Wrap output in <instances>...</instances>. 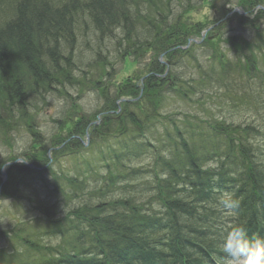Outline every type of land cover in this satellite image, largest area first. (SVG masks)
<instances>
[{
    "label": "trees",
    "instance_id": "16d2710c",
    "mask_svg": "<svg viewBox=\"0 0 264 264\" xmlns=\"http://www.w3.org/2000/svg\"><path fill=\"white\" fill-rule=\"evenodd\" d=\"M217 1L226 17V7L234 0ZM236 1L248 14H236L241 26L251 17L264 20V11L258 9L264 0ZM192 7L194 0H1L0 140L7 142L12 132L25 127L39 144L42 137L34 129L38 106L49 94L72 101L68 87L80 86L81 94L89 90L100 95L102 106L92 119L117 111L121 98L139 99L121 104L118 115H103L102 123L90 130L89 148L79 138L85 136L92 119L79 117L81 109L71 103L62 120L64 134L58 139L57 146L63 145V150L54 153L55 160L102 147L98 155L84 161L89 168L64 180L66 194L80 204L55 218L50 200L39 202L38 210L51 223L49 231L43 226L40 230L49 237H60L58 242L42 245L29 239L32 235L25 229L23 234L16 229L11 240L14 248L0 250V264H226L222 244L232 229L243 228L249 239L264 240V149L259 143L263 132L256 117L246 113L260 106L253 97L261 94L251 93L249 85L254 82L256 88H264V54L260 55L261 50L259 55L253 50L244 54L246 50L239 45L237 59L230 61L221 52L219 72L212 69L215 80L206 71L189 82L172 70L166 78H159L167 70L161 55L176 67L182 58L198 61L195 48L210 51V59L223 51L208 37L201 45L182 50L206 28L183 15ZM85 30L99 36L98 41L104 36L116 39L114 48L122 61L141 66L138 77L116 86L113 97L107 82L113 77L108 64L96 61L84 73L74 62L79 36ZM258 34H263L259 28ZM259 38L263 47L264 38ZM225 43L232 47L234 41L226 39ZM97 44L92 50L101 55L102 45ZM254 46L259 50L257 43ZM235 64L246 73L241 83L230 84L244 87L240 100L247 108L242 115L251 120L243 124L217 116L207 104L222 99L214 86L222 89L229 83L226 75ZM79 71L82 76L77 77ZM169 98L187 105L197 98L194 107H200L202 114L162 113ZM195 171L200 177L190 181ZM11 182L3 185L2 196L25 200L20 186L9 187ZM219 186L239 201V208L228 219L219 206L220 196L209 192ZM151 215L155 218L148 225Z\"/></svg>",
    "mask_w": 264,
    "mask_h": 264
},
{
    "label": "rangeland",
    "instance_id": "374dc122",
    "mask_svg": "<svg viewBox=\"0 0 264 264\" xmlns=\"http://www.w3.org/2000/svg\"><path fill=\"white\" fill-rule=\"evenodd\" d=\"M216 1L217 0H194V7H192L194 9L191 12L187 11V13L183 15H185V18L189 22L190 18L196 22H206L208 20V25L210 27L214 20L220 19L221 17L219 12L220 8L216 6ZM217 2L219 3V1ZM257 28H259V31H263V34H258ZM218 31L219 32H213L210 37V40H216L219 46H221V48L223 49V51H217L216 57L210 59V51L208 53H205L206 49L200 50L199 48H195L193 50V55L198 61H195L192 58L182 59L183 61H181V63L178 65L175 72L178 73L181 77H184L186 80H188V82L190 79L197 80L198 78L203 77L204 71L212 75L215 80L217 76L215 73H212V69L215 72V68H217L219 72L220 68L218 66L220 65L221 52L226 54L227 58L230 61L237 59L235 48L239 45H241L244 50L246 49L244 54L249 55L250 50H253L256 55H259L260 50V55L264 54V46L262 47L261 43L258 44L259 50L255 49L254 46L256 43H258V40H260L259 35L264 38V20L255 21L253 18H251L249 22L242 23V26L238 24V22L233 21L231 22V24H228L222 30ZM80 35L82 36H79L80 42H78V45L75 50L74 62L76 63V65H78L79 69L84 70V73L87 72V70H89V66L96 61L100 60L104 64L111 63L114 66L113 68H115L114 79L107 80V82L112 85L109 91L111 92V94L115 93L116 85L122 82L124 78L138 77L137 74L140 73L139 70L141 66L139 64L132 65L130 63H124L121 58H119L114 48V41L116 39H110V37L108 38L107 36H104V39L99 38L98 41L99 36H96L94 33L87 34V30L84 31V36L83 34ZM226 39H233L234 44L232 45V47L231 45L225 43ZM98 42L102 45L103 49L101 55H98V53H94L92 50L93 47L98 45ZM248 42L252 44V47H246V44ZM144 59L145 60L142 62L143 65L146 64L145 62L149 60L150 57H148L147 55ZM229 60L225 59V62L228 63ZM262 60L263 59L260 58L261 69L263 68ZM214 64L217 66H214ZM198 65L200 67H198ZM108 70H111L110 67H108ZM228 71L230 73L226 75V78L229 79V83L225 85L222 89L216 87V85L214 86V88L217 89L216 92L218 94H221L222 99L216 100L214 103L208 101L207 104L208 106H210V109L213 108L217 112V116L222 114L228 119L231 118L232 120L237 121L238 123H244L245 121L251 120L250 117L247 116V118L246 115H242L245 112L244 108H247L243 103L244 101L239 99L241 97L240 93L243 92L244 87H232L230 86V84L237 85L241 83V81H243L242 78L246 76V73L242 70L239 65L236 64L231 67V71L230 69ZM80 76H82V71L78 72L77 77ZM249 89H252V91L250 92L255 93V95H257V93L261 94V97L259 98L253 97L254 100L259 102L260 106H254V110H248L246 113H248L252 118L257 117V119L259 120V124L264 125V91L256 88L254 82H251V84L249 85ZM68 91L73 97L72 101L49 94L45 97L43 109L42 107H40L41 105L38 106L40 111L39 115L36 118L38 119V124L36 123V126L34 125V129L42 135V143H44L45 145L47 143L49 144L54 142L55 140H57V138L59 139L64 134L62 132L64 128L62 118L64 117V112L71 107L72 102H76L79 108H81V112L87 116H93L102 106V102L100 103L98 101L96 94H93L90 91H86L84 94H81L79 92L80 86L68 87ZM230 93H234V95L231 96L233 100L230 97ZM194 100L195 101L193 103H189L188 106L192 108L193 113H198L199 115H201L202 111L200 107H194L197 98H195ZM166 102L168 105H166L168 111L179 112L181 108H183L184 110L190 109L181 100L177 101L181 103V106L179 107H177L178 103H176L174 99L170 98L169 100H166ZM197 109H199L198 112H196ZM31 136L32 135L29 134L27 129L20 128L17 132L12 134L11 139L8 140L7 143L5 142V140H0V160L7 161L9 158L12 157H14V159H23L24 156L22 154L24 152L32 151V148L28 149L30 145H33V138ZM11 143L13 144L11 145L12 149H9L8 146H10ZM259 143L263 146L264 149V137L260 139ZM114 144L117 145V143ZM86 158L92 159V156L86 155ZM10 161L11 159H9L8 163ZM54 168L56 171H63L68 175H77V170H84L85 164L83 159L76 161L73 158H66L62 161L60 165H57ZM2 178L5 184L10 182V179L12 180L13 185H9V187L19 185L20 190L24 192L27 198L25 200L20 201H15L12 198H5L2 196L3 188L2 190L0 189V230L12 228L14 225H18L20 222H22L23 224L24 220L27 218L25 214H27V211L29 210L31 214L29 225H22L21 227L25 228V230L29 234L34 236L36 235L34 239H40L41 243L51 246V243L55 242V239L57 237L41 235L39 234L41 233L39 229H33L34 225H40L45 227V223L47 221V218L40 215L37 211V207L39 206V200H33H43V198H49L51 202H54L57 205V211L60 215L63 214V210L64 212H67L73 207H77L80 204V200L77 198L71 199L68 195H66V193L68 192L67 187H65L63 193L59 192L54 196L53 194H51V191L48 192L46 189H44L42 185V178H35V180H31L29 178H21L19 175L17 176L16 170H13L10 176L8 175L6 178L3 176ZM87 178H90L89 174L87 175ZM89 181L94 182L91 178L89 179ZM49 183V185L51 186V182ZM33 193H35V197L33 196ZM33 217L42 220V223L35 224L33 222L35 221L33 220ZM28 226L30 228L27 230L26 227ZM0 248H11L9 241L3 237H0Z\"/></svg>",
    "mask_w": 264,
    "mask_h": 264
},
{
    "label": "clouds",
    "instance_id": "9594fccd",
    "mask_svg": "<svg viewBox=\"0 0 264 264\" xmlns=\"http://www.w3.org/2000/svg\"><path fill=\"white\" fill-rule=\"evenodd\" d=\"M26 163L24 159H16ZM225 215H232L239 208V201L229 193L221 194L218 200ZM222 251L232 264H264V240L247 237L243 228L237 227L229 231L222 244Z\"/></svg>",
    "mask_w": 264,
    "mask_h": 264
},
{
    "label": "bare ground",
    "instance_id": "6f19581e",
    "mask_svg": "<svg viewBox=\"0 0 264 264\" xmlns=\"http://www.w3.org/2000/svg\"><path fill=\"white\" fill-rule=\"evenodd\" d=\"M228 25V21H226V20H224V21H218V20H214L213 21V23H212V25H210V27L212 28V30L214 31V32H219L218 30H220V26H227ZM160 58L162 59V61L163 62H165L167 59H168V57L164 54V55H161L160 56ZM163 76H164V74H161V75H159V78H163ZM100 77V76H99ZM98 80V78L96 77L95 79H94V81H97ZM261 132H263L264 133V125H261V127H260V129H259ZM199 168H196V170H198ZM200 172H203L202 170H200ZM198 177H200L199 176V174L195 171V174H194V176H193V178H192V180H190V181H197L196 179L198 178ZM193 182V183H194ZM205 188V187H204ZM207 189L208 188H206V189H204L203 191H207ZM209 192H212V193H215V194H217V195H221V194H224V193H227V189L226 188H224V187H216V188H214V189H209ZM189 194L191 195V193L189 192ZM152 207V204H150V208ZM156 217H158V218H160V219H162V217L161 216H157V215H155ZM175 217L176 218H178V214L177 213H175ZM152 218H155L153 215H151L150 217H149V219H148V221H147V224L150 222V220L152 219ZM163 220V219H162ZM149 225V224H148ZM58 232V231H57Z\"/></svg>",
    "mask_w": 264,
    "mask_h": 264
}]
</instances>
